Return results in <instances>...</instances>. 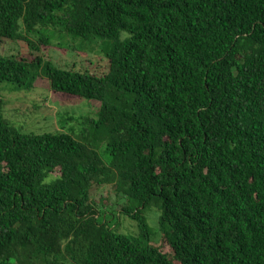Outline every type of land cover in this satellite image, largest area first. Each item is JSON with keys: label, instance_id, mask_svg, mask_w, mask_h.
<instances>
[{"label": "trees", "instance_id": "1", "mask_svg": "<svg viewBox=\"0 0 264 264\" xmlns=\"http://www.w3.org/2000/svg\"><path fill=\"white\" fill-rule=\"evenodd\" d=\"M55 34L106 72L0 54V82L100 105L78 135H22L0 98V264H264V0H0V44Z\"/></svg>", "mask_w": 264, "mask_h": 264}, {"label": "rangeland", "instance_id": "2", "mask_svg": "<svg viewBox=\"0 0 264 264\" xmlns=\"http://www.w3.org/2000/svg\"><path fill=\"white\" fill-rule=\"evenodd\" d=\"M28 38L36 44V49H31L25 41L3 40L0 44V54L19 55L27 59L38 56L63 69L88 71L97 75L104 74L108 67L107 59L94 45L91 46L92 49H89V46L81 47L78 40L59 38L56 34L51 38L49 46L39 45L36 36ZM0 98L4 101V118L22 135H40L58 130L78 135L86 119L96 116L100 105L95 100H81L54 94L49 89L47 80L41 76L28 91L0 82ZM103 149L104 144H101L98 152L104 161L109 162V157ZM91 195L106 208L118 210L124 202V198L117 196L110 184L94 187ZM146 217L152 232L150 242L159 244L164 252L169 253V247L158 230L157 209L155 207L148 209ZM108 222L118 232L129 236L137 234L136 224L128 216L117 213V216L110 218Z\"/></svg>", "mask_w": 264, "mask_h": 264}]
</instances>
